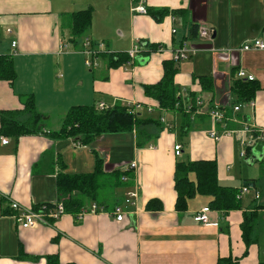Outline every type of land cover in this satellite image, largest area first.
<instances>
[{
  "label": "crops",
  "instance_id": "0c3cea01",
  "mask_svg": "<svg viewBox=\"0 0 264 264\" xmlns=\"http://www.w3.org/2000/svg\"><path fill=\"white\" fill-rule=\"evenodd\" d=\"M138 1L0 0V55L12 54L11 43L16 42L12 54L16 79L11 85L0 81V112L22 110V96L30 95L43 116L42 129L50 132L58 131L68 109L79 105L113 108L137 103L142 109L136 114L148 121L131 132L96 137L86 146L70 138L53 139L38 133L17 139L0 136L8 140L7 145H0V199L4 195L32 209L57 203L58 175L91 174L97 161L109 187H124L122 197L112 203L97 197L85 206L94 202L113 207L122 204L127 193L137 192L133 205H123L121 222L102 214H87L78 220L66 213L48 226L21 229L8 210H0V264H45L47 256H57L61 264H216L219 258L228 257L239 259L238 264L264 262V185L256 174L240 170V160L246 159L251 167L259 163L264 175V140L255 142L241 159L235 138L222 137L215 142L208 136V118L197 117L186 131L178 111L157 110L156 102L142 90L143 85L161 79L162 62L172 60V52L186 42L195 51L176 64L174 77L183 108L192 105L187 103V94H192L194 103L201 102V109H222L227 128L245 123L264 131V52H225L245 40L264 36V0H145L147 10L184 12L159 23L148 15L132 14ZM86 7L93 10L91 27L80 44L72 45L68 30L61 25L62 16ZM192 26L209 27L214 38L194 37ZM85 40L105 46L95 56L102 62L96 61L92 68L84 65L91 56L78 52ZM122 42L125 47L119 46ZM67 44L70 47L64 48ZM136 44L140 51L147 45L158 48L137 54L129 68L124 63L109 67L105 52L127 53ZM239 70L253 76L261 89L252 100L253 107L241 103L240 111L234 113L238 103L231 87ZM202 77L211 80V90L201 89ZM149 107L153 110L148 113ZM160 117H165L169 127ZM194 123L199 125L194 127ZM176 145L181 146L179 156L173 149ZM213 160L220 186L238 189L244 181L253 180L254 187L241 195L238 209L210 210V225H202L195 223L193 216L209 208L212 198L195 195L187 210L177 213L173 175L179 162ZM132 163L136 167L125 172ZM189 179L195 183L194 174H189ZM152 200L160 203V210L146 209ZM252 212L256 213V241L247 248L240 226L243 214Z\"/></svg>",
  "mask_w": 264,
  "mask_h": 264
},
{
  "label": "trees",
  "instance_id": "16d2710c",
  "mask_svg": "<svg viewBox=\"0 0 264 264\" xmlns=\"http://www.w3.org/2000/svg\"><path fill=\"white\" fill-rule=\"evenodd\" d=\"M91 7L63 14L61 25L69 32V41L72 45H77L79 40L88 32L92 24ZM184 13L182 10L157 9L146 11V15L152 17L156 23L161 22L167 16H176ZM198 28L192 26L190 32L194 37L198 36ZM158 46L147 45L141 53L156 51ZM141 50V48H140ZM104 58L107 60L109 67H117L124 63L130 62L131 58L128 52H106ZM134 60H132L133 63ZM174 60L163 61V74L161 79L153 85H143L142 90L145 97L156 102L157 110H164L168 113L175 111L180 112L183 117V126L186 131L196 120L193 110H187L186 105L183 108L181 97L174 83V77L177 74V64ZM16 79V73L12 66V55H0V81H5L10 85ZM199 85L204 91L211 90V80L206 77L199 79ZM261 89L257 81L239 80L232 81L231 92L234 94L237 103H246L253 100L255 94ZM189 97L188 104L194 105V98ZM23 109L20 111H2L0 112V136L19 138L32 134H44L53 139L71 138L75 142H79L86 146L93 139L104 134H117L131 132L134 127L141 124L146 125L148 121L141 120L137 114H130L125 106L119 104L113 108L99 111L97 106H73L65 113L61 121L58 131H43L39 127L42 115L37 111L32 96H22ZM208 108H211L210 106ZM220 109V108H219ZM222 110V109H220ZM188 111V112H187ZM24 115L27 116L22 120ZM200 117V116H199ZM226 117V116H225ZM21 118V119H20ZM251 149L247 148L249 153ZM97 165L94 172L88 175H69L61 173L57 177V193L59 195L58 202L62 203L67 214H76L80 209L85 208L88 201H96L99 190L106 183L101 167ZM264 169V159L261 162ZM194 174L195 183L189 179V174ZM174 189L176 192L175 210L176 212H185L188 207V201L195 195L211 197L209 209L218 212H228L236 210L239 207V200L236 199L237 194L243 188L254 187V181H244L243 186L234 189L230 187H222L217 179V166L213 161H194L189 163L179 162L175 166L174 171ZM2 201V199H0ZM57 203H45L34 208L35 210L46 206L52 209ZM147 210H160L161 205L158 201L152 200L146 205ZM10 213V212H9ZM241 236L245 246L248 248L250 244L255 243L253 237L256 227V213L243 214L241 223ZM247 254L245 249L243 256ZM239 259L219 258L216 264H238ZM45 264H61L57 256H47ZM258 264H264L259 262Z\"/></svg>",
  "mask_w": 264,
  "mask_h": 264
},
{
  "label": "built area",
  "instance_id": "2783aa9c",
  "mask_svg": "<svg viewBox=\"0 0 264 264\" xmlns=\"http://www.w3.org/2000/svg\"><path fill=\"white\" fill-rule=\"evenodd\" d=\"M135 1V0H132ZM146 6H145V0H139L137 4L132 6L131 12L134 15H146ZM6 32L9 34L10 30H6ZM172 34L175 33L174 30L171 31ZM198 37L200 39H212V30L207 26H201L198 27ZM67 45H64V48H67ZM81 49L78 50L81 54H87L90 55L91 58L95 59V56L98 55L99 50L105 49L104 43H99L96 45H93L90 41L85 40L81 44ZM16 48V42L11 43V49L12 54L14 53V50ZM195 50H190L187 46L186 42H182L179 48L174 50L172 52V60L175 62H181L186 59L190 55L194 53ZM212 51H214L212 49ZM140 52V45L136 44L133 46V48L128 52V56L131 58L130 62L125 64L129 68L132 64V60L134 57ZM227 54H231L232 52L237 53H250V52H264V36L255 37L252 39L245 40L244 42L240 43L237 47L231 48L228 50H225ZM106 53V52H105ZM11 54V55H12ZM84 65L87 68H92L94 65L93 61L85 60ZM235 79L239 80H248L253 81L254 78L251 75L246 74L244 71H237L235 73ZM201 104L200 101H197L194 103L193 107L190 105L188 106L187 110H193L194 117L199 116H205L208 118L211 129L208 130V136L214 140L215 142L222 139V137H229V138H235L237 146L239 148L238 150V156L241 159H244L247 156V148H251L255 142L258 140H264V131H256L254 127H251L249 125L243 124L239 128H227V118L225 117L224 113L218 108V107H211L206 109H201L202 107H199ZM246 105H249L250 107H253L254 103L252 101L247 102ZM125 107L128 109V112L130 114H136L139 110H141V105L137 103H128L125 105ZM97 110H107L108 108L104 104H98ZM242 106H234L233 112L237 113L240 111ZM152 108H147V112H152ZM204 110V111H203ZM165 112L164 110H162ZM203 111V112H202ZM188 112V111H187ZM159 121L161 123H164L166 127H169L167 125L165 117H160ZM237 122V121H233ZM223 127L222 131L218 132L217 128ZM8 140L5 138H0V145H7ZM77 147H79V144H75ZM149 149H153L151 146H149ZM174 152L176 156H179L181 146L176 145L174 146ZM135 164L132 163L129 167L125 169V172H128L130 170H133L135 168ZM125 180V178H123ZM248 188H243L236 196V199L239 200L241 195L243 193L248 192ZM137 198V192L134 190L132 192L127 193V195L124 198V201L122 204L115 205L113 207H108L105 205H100L97 203H91L88 206H85V208L80 209L75 214L76 219L80 220L87 214H93V215H106L113 217L117 222H121L124 218L125 211L123 205H133L135 200ZM257 198V193H256ZM2 201L0 200V210L6 209L10 212V215L14 221V224L21 229H34L38 226H48L52 221L57 220L64 214H66L65 209L62 205V203H57L55 207H53L51 210L47 209L46 206H42L41 208L35 210L32 208H26L21 206L20 204L14 202L7 196L1 197ZM210 212L209 208H203L200 211L196 212V214L193 216V221L198 224L202 225H210L208 214Z\"/></svg>",
  "mask_w": 264,
  "mask_h": 264
},
{
  "label": "rangeland",
  "instance_id": "374dc122",
  "mask_svg": "<svg viewBox=\"0 0 264 264\" xmlns=\"http://www.w3.org/2000/svg\"><path fill=\"white\" fill-rule=\"evenodd\" d=\"M101 43V42H99ZM98 43V44H99ZM78 44H80V42H78ZM120 47H125L126 44L124 42H122L120 45ZM68 47H70V44H68ZM133 48V47H132ZM131 48V49H132ZM88 59V58H87ZM98 59V58H97ZM89 61H93L94 62V65L99 61L102 62V60L100 59L99 61L95 60V59H92V58H89L88 59ZM97 61V62H96ZM88 70V69H87ZM236 106H243V104L241 103H238ZM23 109V108H22ZM149 113V112H148ZM158 113H155L152 115V117H155L157 116ZM170 114H174V113H170ZM176 114L178 115H181L180 112H176ZM25 117L22 118V120H25L27 118L26 115H24ZM43 116H42V119L40 121V123L38 124L39 127H43ZM245 124V123H244ZM194 127H196L197 125H199L198 123H194ZM201 125H204L201 124ZM43 131H47L45 129H43ZM71 139V138H70ZM73 140V139H72ZM76 143V142H75ZM77 147V146H76ZM75 149V148H74ZM76 150V149H75ZM239 150V149H238ZM239 157V156H238ZM246 160V159H245ZM245 160H240V170L243 172H251V173H254L256 174V177L259 178V182L262 183L264 185V175H262V171H261V168H260V165L259 163H255L253 167H251L252 165H247L246 164V161ZM237 169H239V167H236ZM111 183L114 182L113 178H110L109 179ZM124 187H119V188H116L114 189V186H108L107 184H105L103 187H101V189L99 190V193H98V201H105V202H108V203H112V201L116 200V199H120L122 197V189ZM244 194V193H243ZM246 194V193H245ZM111 197V198H110ZM122 201H123V198H122ZM87 203H88V200H87Z\"/></svg>",
  "mask_w": 264,
  "mask_h": 264
},
{
  "label": "water",
  "instance_id": "95a60500",
  "mask_svg": "<svg viewBox=\"0 0 264 264\" xmlns=\"http://www.w3.org/2000/svg\"><path fill=\"white\" fill-rule=\"evenodd\" d=\"M212 38H214V36H212Z\"/></svg>",
  "mask_w": 264,
  "mask_h": 264
}]
</instances>
